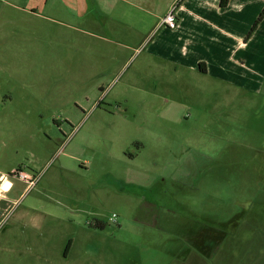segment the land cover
I'll return each instance as SVG.
<instances>
[{
    "label": "rangeland",
    "instance_id": "1",
    "mask_svg": "<svg viewBox=\"0 0 264 264\" xmlns=\"http://www.w3.org/2000/svg\"><path fill=\"white\" fill-rule=\"evenodd\" d=\"M143 1L113 11L132 41L169 2ZM104 5L0 0V167L37 178L9 176L0 264H238L248 238L260 256L264 73L252 52L213 69L219 79L165 65L150 50L171 28L125 50L102 15L113 40L97 41L88 11Z\"/></svg>",
    "mask_w": 264,
    "mask_h": 264
},
{
    "label": "crops",
    "instance_id": "2",
    "mask_svg": "<svg viewBox=\"0 0 264 264\" xmlns=\"http://www.w3.org/2000/svg\"><path fill=\"white\" fill-rule=\"evenodd\" d=\"M95 1L96 0H94V3ZM99 1L105 4V10L98 8L97 12L101 14H94L96 9L95 6L94 11H88V14L90 13L89 19L93 21L91 22L93 30L90 33H92L97 41L101 42H111L113 39L109 36H119L121 38L120 40L116 38L114 40L125 50L136 51L137 47L149 39L151 32L154 27H158L162 17L158 18V20L152 24V27L143 38L132 41L126 36L128 34L130 37L134 35L133 26L128 24L125 16H122V11L119 14H113V11L125 10L119 4L123 0ZM111 1H115V3L118 1V5L113 6ZM126 1L133 2L137 9L143 10V7L139 5V3H144L143 0H124V2ZM177 1L179 0H169L165 13ZM263 8L264 0H228L225 6L220 5V0H180L175 11L177 17L176 26L168 29V31H164V33L158 37L153 46L154 49L152 48L150 52L158 57L160 59L159 61L163 62L165 65L169 64V66L175 68L185 67L191 71L198 70L199 72L215 76L214 78L219 79V75L213 73V69L220 68L225 63L227 66L238 64L239 61L235 58V54L241 49H247L252 52L250 58L256 63L254 64L255 68L260 69L264 73V18L258 24L255 31L248 36L251 26ZM102 15L106 20L110 19L116 23L113 33H108L109 36L105 35V27H101V25L104 26V23L99 26L95 22L97 21L96 19H98L97 16ZM108 25L110 26V24ZM120 27L123 28V31H120V29H122ZM149 42L150 39L147 44ZM200 63H202L204 70L199 68ZM262 81H264V77ZM30 153L33 154L32 152ZM18 168L25 173L31 174L23 170L19 162L12 165H2L0 167V174L9 175L5 174L8 169L9 171H14ZM7 181L10 183V187L7 190L0 191V203L4 205L6 211H8L6 208H9L6 194L11 192L14 186L9 176L7 177ZM26 188H29L27 184ZM235 235L234 233L229 237L231 239L230 242H233L235 246L226 247L225 250L228 253H230L231 250L238 249L237 245L239 244L237 240L239 235ZM260 243L264 244V239L260 241ZM254 247L255 242L251 240V238L246 239L242 246L243 249H241L243 254L240 256L239 253L238 255L240 259V261L239 259L237 260L238 264L261 263L260 260L264 258V249H262L261 255L258 256L257 254L251 253L249 250L254 249ZM219 260L220 259L216 260V264L221 263Z\"/></svg>",
    "mask_w": 264,
    "mask_h": 264
},
{
    "label": "built area",
    "instance_id": "3",
    "mask_svg": "<svg viewBox=\"0 0 264 264\" xmlns=\"http://www.w3.org/2000/svg\"><path fill=\"white\" fill-rule=\"evenodd\" d=\"M176 11V3L173 4L168 11L165 13V15L161 18L159 25L160 26H166L168 28H174L177 24V17L175 14ZM8 176L16 177L22 181H24L28 187L32 186L35 181L37 180L35 175L25 173L21 170L15 169L10 173V175H3L0 174V191L5 190L3 189V184L7 181ZM7 190V189H6ZM0 214H1V208H0Z\"/></svg>",
    "mask_w": 264,
    "mask_h": 264
},
{
    "label": "trees",
    "instance_id": "4",
    "mask_svg": "<svg viewBox=\"0 0 264 264\" xmlns=\"http://www.w3.org/2000/svg\"><path fill=\"white\" fill-rule=\"evenodd\" d=\"M227 1H228V0H220V5H221V6H225V5L227 4ZM179 3H180V0L176 2V7L179 5ZM263 18H264V8L260 11V13L258 14V16H257V18H256V20H255V22H254L253 25L251 26L250 31H249V33H248V36H250V35L255 31V29L257 28L258 24L261 22V20H262ZM248 36H247V37H248ZM199 68H200L201 70H204L203 67H202V63L199 64ZM18 170H20V168H18ZM68 246H69V245L67 244V246H66V248H65V252H64V254H66V252L68 251Z\"/></svg>",
    "mask_w": 264,
    "mask_h": 264
},
{
    "label": "bare ground",
    "instance_id": "5",
    "mask_svg": "<svg viewBox=\"0 0 264 264\" xmlns=\"http://www.w3.org/2000/svg\"><path fill=\"white\" fill-rule=\"evenodd\" d=\"M3 189H8L9 187H10V183L9 182H5L4 184H3Z\"/></svg>",
    "mask_w": 264,
    "mask_h": 264
}]
</instances>
